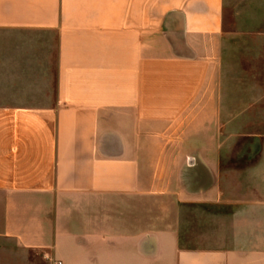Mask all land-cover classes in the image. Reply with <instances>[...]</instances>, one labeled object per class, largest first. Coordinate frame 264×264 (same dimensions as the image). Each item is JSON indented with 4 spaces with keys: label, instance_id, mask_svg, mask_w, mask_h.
<instances>
[{
    "label": "crops",
    "instance_id": "1",
    "mask_svg": "<svg viewBox=\"0 0 264 264\" xmlns=\"http://www.w3.org/2000/svg\"><path fill=\"white\" fill-rule=\"evenodd\" d=\"M224 11L0 0L2 95L33 98L0 107V264H264V135L216 141L200 105Z\"/></svg>",
    "mask_w": 264,
    "mask_h": 264
},
{
    "label": "rangeland",
    "instance_id": "2",
    "mask_svg": "<svg viewBox=\"0 0 264 264\" xmlns=\"http://www.w3.org/2000/svg\"><path fill=\"white\" fill-rule=\"evenodd\" d=\"M224 24L225 32L217 50L215 69L206 84L200 105L212 110L208 116L214 119L216 141H220L224 134L264 135V0H225ZM2 87H8V83H2L0 31V107L10 103H33L31 97L2 95ZM255 105L259 106L258 111L254 110ZM190 118H185L167 135L173 156L167 161L170 174L184 168L185 161L181 162L174 156L185 154L189 149L185 141L182 143V138L190 135ZM165 201L173 203V195L166 197ZM162 205V214L173 213V209Z\"/></svg>",
    "mask_w": 264,
    "mask_h": 264
}]
</instances>
